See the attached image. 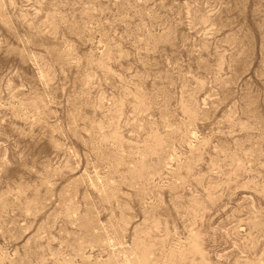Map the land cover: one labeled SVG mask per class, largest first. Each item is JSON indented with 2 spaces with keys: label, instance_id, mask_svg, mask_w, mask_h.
Wrapping results in <instances>:
<instances>
[{
  "label": "rangeland",
  "instance_id": "rangeland-1",
  "mask_svg": "<svg viewBox=\"0 0 264 264\" xmlns=\"http://www.w3.org/2000/svg\"><path fill=\"white\" fill-rule=\"evenodd\" d=\"M0 264H264V0H0Z\"/></svg>",
  "mask_w": 264,
  "mask_h": 264
}]
</instances>
